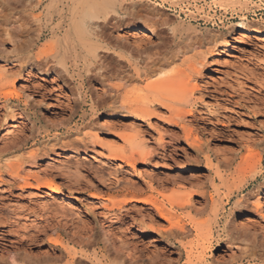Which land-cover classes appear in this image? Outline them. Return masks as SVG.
I'll return each instance as SVG.
<instances>
[{"label":"rangeland","instance_id":"rangeland-1","mask_svg":"<svg viewBox=\"0 0 264 264\" xmlns=\"http://www.w3.org/2000/svg\"><path fill=\"white\" fill-rule=\"evenodd\" d=\"M111 1L115 22L94 59L79 25L85 0H0L10 20L0 18V264H264V35L235 27L245 18L264 28V0ZM152 8L160 19L147 15ZM4 30L31 42L25 61ZM109 51L125 58L116 64ZM160 66L168 74L156 77ZM156 90L172 100L150 104L153 116L122 108ZM253 171L257 180L241 183ZM36 179L54 180L56 193ZM228 187L238 190L229 197ZM167 219L185 232L171 235ZM102 223L135 254L108 252Z\"/></svg>","mask_w":264,"mask_h":264},{"label":"bare ground","instance_id":"bare-ground-1","mask_svg":"<svg viewBox=\"0 0 264 264\" xmlns=\"http://www.w3.org/2000/svg\"><path fill=\"white\" fill-rule=\"evenodd\" d=\"M86 2L84 3V6H83V9L81 11V15H80V19H79V25L80 27L82 28L83 30V40L82 43H83V46L86 50V54L88 55V57H93L95 59V56H97L96 54H98L96 52V46L97 44H100L99 43V40L100 39H104V40H108V34L106 33V30H107V26L111 23V22H115V19H113V14L115 13L114 12V2L111 1V0H85ZM80 2V1H79ZM235 2V0H222L221 1V5L222 6H228L230 4H233ZM83 3V2H82ZM220 4V3H219ZM235 4V3H234ZM237 4V3H236ZM81 5V4H80ZM140 7V6H139ZM158 7V6H157ZM161 8V7H158V9ZM142 9V8H141ZM146 10V12L148 13L147 15H149L151 18H153L154 20L156 19H160L161 18V14L159 12V10ZM145 10V9H144ZM144 12V11H143ZM142 12V13H143ZM140 13V11H139ZM239 14V13H238ZM138 15V13H137ZM136 15V16H137ZM140 16V15H139ZM148 16V17H149ZM143 17V16H142ZM147 17V18H148ZM1 18V21H2V24H8L10 22L9 19L5 18V17H0ZM144 19H146V17H143V19H140V20H143L144 22ZM147 20V19H146ZM244 20L245 18H242L241 21L242 22H238L235 27L237 29L240 30L241 33H243L242 35H246V34H258V35H261L263 34L264 35V28L262 27V25L260 26V24H257V23H244ZM148 21V20H147ZM15 22H19L20 23V26L19 27H22V26H25L27 24H29V22L26 20V19H17L15 20ZM116 25V24H115ZM264 26V25H263ZM5 28V27H4ZM135 33V32H134ZM224 34V33H223ZM3 35L8 38V39H11L14 41L13 43V49H12V52L15 54V56L18 58L19 61H25L27 58H28V54H27V50L30 46V41H22L20 38L22 37V30L20 31H17V32H10V31H7V30H4L3 31ZM141 37H146V35L144 33H141L140 34ZM222 34L220 33H214V34H211L209 35V43L211 44H215L218 39H221ZM257 36V35H256ZM82 37V36H81ZM93 37V39H92ZM246 37V36H245ZM264 41V40H263ZM12 42V41H11ZM101 42V41H100ZM193 42V41H192ZM102 48V47H101ZM123 48V47H122ZM110 52V51H109ZM110 55H112V58L110 57V59L113 60L114 58V63L116 64H120L121 60H123L125 57L119 55V54H116L115 52H110ZM98 57V56H97ZM115 58H119L121 60H117L115 61ZM41 59V58H40ZM41 63V62H40ZM38 64V63H37ZM40 65V64H38ZM165 65V64H163ZM120 66V65H119ZM101 70V69H99ZM103 70V69H102ZM105 70V69H104ZM103 70V71H104ZM91 71V70H90ZM93 71V70H92ZM199 71V70H198ZM109 72V71H108ZM155 74L154 76H161L163 77L167 70L165 68H163L162 66L158 67L156 70H154ZM107 73V71H105V74ZM149 73H152V71H147L146 75H148ZM97 74V73H96ZM101 74V73H100ZM168 74V72H167ZM175 74V73H174ZM179 74V73H178ZM99 75V73H98ZM107 75V74H106ZM181 75V74H180ZM182 76V75H181ZM99 77V76H98ZM177 75H174V76H171L169 77L167 80H165L164 82H166L165 84V87L166 88H170L171 85L176 82L177 80ZM6 91V90H5ZM119 92V91H118ZM155 95L153 96V99L150 100V98L148 96H144L143 98H141L140 100H132L130 98L128 99H125L124 103H123V106L122 108L133 113V114H137L142 116V117H146V116H150V114L153 116L152 112L151 111H148L149 110V106L150 104L156 102L157 104H164L165 102H171L170 98H168L167 96L163 95V90H156L155 92ZM16 95V92L11 88V90L7 91L6 94H5V100H9L11 99L12 97H14ZM130 95V94H129ZM171 104V103H170ZM165 105L167 106V103H165ZM169 105V103H168ZM171 107H173L172 105H170ZM170 108V107H169ZM181 112H179V117L182 115H180ZM184 114V113H183ZM176 115V114H175ZM187 115L188 116H192V112L191 110L190 111H187ZM186 115V116H187ZM182 117V116H181ZM185 117V115H184ZM184 117H183V120H184ZM137 119V118H136ZM174 122V121H173ZM138 131V130H137ZM135 139H140L139 138V135L137 133H134V136H133ZM115 154V153H114ZM120 157V156H119ZM252 157V156H251ZM121 160L123 162H126V163H130V164H134L135 162V158L134 156L130 155V156H124V155H121ZM250 158V157H249ZM256 158V157H255ZM254 159V158H253ZM255 164L259 165L261 164V157H258V159L256 160ZM256 165V166H257ZM220 167V166H219ZM218 168V167H216ZM256 169V168H255ZM253 170V169H252ZM253 174L251 176H249L250 178L248 180H241V183H245V184H248L249 181H256L258 176H255L256 174L254 173V171L252 172ZM11 174L14 176V178H17L18 177V174L15 170H13L11 172ZM77 174V173H76ZM220 174V173H219ZM218 175V173H217ZM10 176V175H9ZM219 176V175H218ZM1 177V176H0ZM21 179V177H20ZM72 179V178H71ZM15 180V179H14ZM24 182V181H23ZM34 183L36 185L37 188H45L49 191H51L52 193H56L55 192V187L57 186L54 182V180H40V179H36L34 180ZM78 181L75 180L74 181V184L77 185ZM25 185H28V183H24ZM33 184V183H32ZM73 185V184H72ZM79 185V183H78ZM30 186V185H29ZM36 188V189H37ZM228 196L231 197V195H233L235 193V191L238 190L237 187H235V189L231 188V187H228ZM141 195V194H140ZM181 198V197H180ZM184 198V197H183ZM130 201H135V202H138V203H143L145 204L144 202H139L137 196H131L130 198ZM245 199V198H244ZM190 198L187 197L186 198V201H189ZM229 202V201H228ZM242 203V202H241ZM246 203V202H245ZM147 204H150L151 206H153L155 208V210L157 211V213L163 217V218H166V215L168 217V213H166L167 211H165L164 207L166 206L165 204H159L155 201L152 200H148L147 201ZM167 204L169 206H173V201L171 199H167ZM259 204V203H258ZM236 206H240V203H237ZM173 208V207H172ZM167 221H169L171 224H170V229L169 231L171 232V235L174 234V231L175 230L176 232H180V233H184L185 232V227L183 226H180L178 225V223H175L173 224L171 222L170 219H167ZM194 223H192V226H191V229H193V231L195 232H198V228L197 226L193 225ZM61 227L62 229H64L65 231H68L70 234H73V235H78V236H81V237H84L83 235V231L79 230L76 226L74 225H71L67 222H61ZM207 230V229H206ZM204 231L201 235V240H199L201 242V246L203 248V252L206 250V249H210V246L209 244H211V239L214 237L213 236V230L212 228L209 227V229L207 231ZM175 236V235H174ZM225 238L229 239L230 241H233V240H236V236L234 237V235L229 231V232H226V235L224 236ZM100 239L101 241L105 244L107 251L110 252L111 249L115 250L116 252H119L118 254L120 255H134L135 252L133 250H131L129 247H127V245L119 240H116L115 237H113V234H112V231L110 228H108V226H106L104 223H102L101 225V229H100ZM238 239V237H237ZM220 240V239H219ZM59 242V241H58ZM59 244V243H58ZM206 245H208L206 247ZM111 248V249H109ZM141 250H144L146 252H151V249L146 247L145 244L142 245L140 247ZM202 250V249H201ZM202 252V251H201ZM253 250H250V251H246L244 252L243 254L245 256H250L252 254ZM120 255V256H121ZM188 258V261L189 262H192V258L190 256L187 257ZM197 263H198V260H197Z\"/></svg>","mask_w":264,"mask_h":264}]
</instances>
